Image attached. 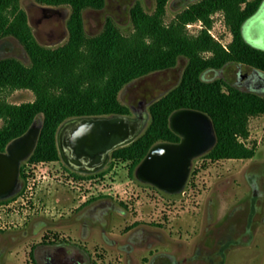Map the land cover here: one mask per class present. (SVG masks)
Here are the masks:
<instances>
[{
    "label": "rangeland",
    "instance_id": "1",
    "mask_svg": "<svg viewBox=\"0 0 264 264\" xmlns=\"http://www.w3.org/2000/svg\"><path fill=\"white\" fill-rule=\"evenodd\" d=\"M194 1L197 0H169L164 21L172 23ZM136 2L149 13L156 9V0H106L103 8L84 11L86 33L89 36L98 34L110 17L124 34H131L134 31L131 8ZM20 5L26 10L32 31L41 44L56 47L67 41L69 5H49L37 0H20ZM258 17V24L249 25L246 32L249 41L264 48V5ZM190 23L191 26L186 25L189 35H197L205 27L202 20ZM210 28L222 44L228 46L232 41L233 33L224 11L212 14ZM5 56L31 63L25 47L14 36L0 38V58ZM187 61V57L181 56L175 66L152 71L127 83L120 90L119 98L130 107V115L134 116L136 109L149 112L153 101L180 82ZM253 70L247 64L229 62L220 69L206 70L203 77L209 80L223 77L228 83L237 85L239 72ZM261 73L264 76V71ZM224 89L227 88L224 86ZM0 98L21 103L35 99V93L30 88L6 87L0 91ZM42 118L41 114L39 119L42 121ZM149 120L150 114L145 128ZM243 140L249 146H256L252 158L211 159L206 152L198 155L191 162L187 182L177 192L163 190L143 180L137 174L138 166L131 177V160L113 158L111 151L108 162L93 174L88 192L84 185L77 183L73 188L78 190L76 193L69 189L64 191L70 197L65 203L55 207L52 199L49 206L30 214V222L18 225L22 229L28 227L26 237L22 238V229H7L15 227L14 224L6 223V228H0V264H35L29 253L26 261L22 259L17 253L20 247L31 245L42 233L50 238L56 230L69 232V226H58L52 217L59 219V214L63 213L61 218H66L75 212L73 202L90 196L93 204L100 200L109 202L103 212L104 225L98 219L92 221L93 233L89 239L95 243L90 252L92 264H264V113L250 117L249 135ZM60 164L61 160H52L36 165L33 177L40 180L38 185L48 184L45 187L53 193L58 181L51 176L57 173ZM43 175L51 176L44 178ZM76 194L79 197L72 201ZM41 210L48 216L41 215ZM0 215V220L7 219V211H1ZM38 218L45 220L32 224ZM24 221L20 219L17 224ZM71 226L79 228V222ZM102 226L108 242L103 240ZM34 228L41 230L35 233Z\"/></svg>",
    "mask_w": 264,
    "mask_h": 264
},
{
    "label": "trees",
    "instance_id": "2",
    "mask_svg": "<svg viewBox=\"0 0 264 264\" xmlns=\"http://www.w3.org/2000/svg\"><path fill=\"white\" fill-rule=\"evenodd\" d=\"M37 1L70 6L69 37L56 47L41 44L20 0H0V38L16 37L31 59L26 64L15 56L0 58V91L6 87L30 88L35 93V99L21 103L0 98L1 151L42 114L41 133L28 160L59 159L57 132L65 120L130 114V107L119 98L120 90L137 77L175 66L185 56L188 61L180 82L149 105L150 120L145 130L131 143L114 149L113 158L130 159L129 175L133 177L154 144L181 139L170 125V116L186 107L203 110L213 120L217 140L206 152L207 157L244 159L256 154V146L243 139L249 135L250 117L264 113V93L230 84L223 77L205 79L203 73L229 62L264 71V48L253 45L243 34L245 22L264 0H197L170 24L164 21L169 0H156L152 13L136 2L131 8V34H124L109 17L103 30L91 36L85 30L84 11L103 8L106 0ZM219 10L225 12L233 33L227 47L208 30L212 14ZM196 20H202L205 27L197 35H189L186 25Z\"/></svg>",
    "mask_w": 264,
    "mask_h": 264
},
{
    "label": "water",
    "instance_id": "3",
    "mask_svg": "<svg viewBox=\"0 0 264 264\" xmlns=\"http://www.w3.org/2000/svg\"><path fill=\"white\" fill-rule=\"evenodd\" d=\"M238 86L253 91H264V76L259 70L239 72ZM73 122L65 145L77 164L87 162L91 166L105 163L114 149L134 141L145 129L149 112L143 110L136 117L128 114L83 115L65 120L58 129L59 151L62 126ZM43 122L35 120L20 136L0 150V199L15 194L19 188L22 160L34 151ZM172 129L182 137L179 141H161L154 144L139 163L137 174L145 181L170 192L183 189L190 174V165L198 155L210 150L217 136L213 120L208 113L196 108H181L170 116Z\"/></svg>",
    "mask_w": 264,
    "mask_h": 264
},
{
    "label": "flooded vegetation",
    "instance_id": "4",
    "mask_svg": "<svg viewBox=\"0 0 264 264\" xmlns=\"http://www.w3.org/2000/svg\"><path fill=\"white\" fill-rule=\"evenodd\" d=\"M257 12L254 15H256ZM142 112V109H136L134 117ZM73 122H75L74 119L66 122L61 129L60 144L62 147V152L59 151L60 158L57 160H61L62 164L57 167V173L54 172L53 176H42L44 178L51 176L53 180L58 181L56 187L54 188V192L51 193V190L47 189V187L49 186L48 184L45 185L47 187L40 184L38 185V182L40 180H37L36 178L35 180L37 181L34 182V186L32 187V189H27L25 182L26 178H24L22 167H20V185L17 192L9 198L0 199V202H7L11 208V224H14L15 227L10 226L7 229H22L18 225H24L27 224V222H30V214L34 215V212L36 210L49 206L52 199L55 207L62 205L63 203H65V199H70L67 194L65 195L64 191L66 192V190L69 189L70 192L76 193L78 190H73V188L77 187V183L80 185H84L86 187L85 190L87 191V189L92 185V181L94 179L93 174L98 172L99 168H101L108 162L110 155L104 164L95 167L89 165L87 162H83V164H77L73 161L71 151H69V149L65 145L66 138L69 135ZM42 181H45V179H43ZM67 185H69V187ZM76 197L78 198L79 194L73 196L72 201ZM91 199L92 196L81 199L80 202H77V200L73 202L72 210L75 212L67 215V217L64 218H69L68 221L61 218L64 215L63 213L59 214V219L52 217L53 220H56L55 223L58 226H69V232L66 233L63 230H56L54 231V236L50 238H45L46 234L42 233L41 237L37 241H33L31 245H29L28 243L25 244L27 245L28 253L35 264H92V255L90 254V252L94 248L93 245H95V243H91L89 240L93 233L92 221L95 218L100 220L102 225H104L103 212L105 206L109 202L106 200H100L99 202L93 204ZM95 209L97 210L96 212L94 211ZM57 210H60V207H58ZM39 213L43 216H48V214L45 215V212L43 210H41V212L39 211ZM24 214H26V216H23ZM20 219H25L26 221L17 224V221L19 222ZM39 220L45 219H34L32 221V224H35ZM75 222H79V228L73 229L71 228V224H74ZM22 230V238H24L28 235L29 229L28 227H24ZM40 230L41 229L35 230V233H38ZM101 232L102 237H104L103 240L105 239V241L108 242L109 237L108 235H106L107 232L105 231V228L103 226L101 227Z\"/></svg>",
    "mask_w": 264,
    "mask_h": 264
},
{
    "label": "built area",
    "instance_id": "5",
    "mask_svg": "<svg viewBox=\"0 0 264 264\" xmlns=\"http://www.w3.org/2000/svg\"><path fill=\"white\" fill-rule=\"evenodd\" d=\"M188 25L191 26L192 23H188ZM208 30L214 38H218L210 27L208 28ZM223 45L227 47L225 44ZM45 162L47 161L36 162V161H30L28 159H26L23 162L24 164L21 165V167H22V172L24 174V178H26L25 182H26L27 189H32V187L34 186L35 181H32V179L35 180L33 177V174L37 172V169L35 168V166L39 165L40 163H45ZM10 209H11L10 205L7 202H3V201L0 202V212L7 211V219L0 220V223H2V225H0V228H6V223L8 224L12 223L10 219ZM0 218H1V215H0Z\"/></svg>",
    "mask_w": 264,
    "mask_h": 264
},
{
    "label": "crops",
    "instance_id": "6",
    "mask_svg": "<svg viewBox=\"0 0 264 264\" xmlns=\"http://www.w3.org/2000/svg\"><path fill=\"white\" fill-rule=\"evenodd\" d=\"M264 5V2H263V4L261 5V6H263ZM260 10H261V8L259 9V11L257 12V14L256 15H254L253 17H251V18H249L246 22H245V24H244V26H243V34H244V37L249 41V35L247 34V28H248V26L249 25H254V26H256L257 24H258V16H259V14H260ZM249 42H251V41H249ZM252 43V42H251ZM0 238H1V234H0ZM21 249H20V251H18L17 253L18 254H20V256L22 257V259L24 260V261H26L29 257H28V247H27V245H22V247H20ZM21 252V253H20Z\"/></svg>",
    "mask_w": 264,
    "mask_h": 264
}]
</instances>
